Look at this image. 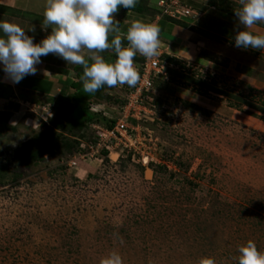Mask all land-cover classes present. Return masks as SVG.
I'll use <instances>...</instances> for the list:
<instances>
[{"label": "rangeland", "instance_id": "374dc122", "mask_svg": "<svg viewBox=\"0 0 264 264\" xmlns=\"http://www.w3.org/2000/svg\"><path fill=\"white\" fill-rule=\"evenodd\" d=\"M11 4L0 20L20 25L36 44L51 33L42 30L45 0ZM47 56L41 61L76 79L77 65ZM257 59L251 85L185 66L187 75L211 78L212 93L155 78L147 118L129 117L147 136L135 155L91 152L83 137L91 145L93 125L106 124L102 114L78 130L58 118L68 104L57 90L35 100L25 120L0 115V264H103L112 253L122 264H238L249 240L264 252V59ZM129 88L103 87L88 110L115 115Z\"/></svg>", "mask_w": 264, "mask_h": 264}, {"label": "clouds", "instance_id": "9594fccd", "mask_svg": "<svg viewBox=\"0 0 264 264\" xmlns=\"http://www.w3.org/2000/svg\"><path fill=\"white\" fill-rule=\"evenodd\" d=\"M137 2L45 0L42 30L51 28V33L39 44L20 25L0 20V65L6 77L18 84L28 75L37 74L41 57L53 54L67 64L83 67L81 80L85 93L93 94L105 86L136 87L141 77L134 57L137 53L149 59L158 56L161 43L157 25L137 20L127 30L128 46L122 45L120 22L114 14L121 7L134 9ZM239 3L235 15L245 30L237 32L234 46L264 51V35L247 30L264 23V0H239ZM108 50L116 54L114 63L107 62L102 55ZM238 252V264H264V252L258 250L253 240L241 245ZM103 264H122L121 257L112 253Z\"/></svg>", "mask_w": 264, "mask_h": 264}, {"label": "crops", "instance_id": "0c3cea01", "mask_svg": "<svg viewBox=\"0 0 264 264\" xmlns=\"http://www.w3.org/2000/svg\"><path fill=\"white\" fill-rule=\"evenodd\" d=\"M160 0H149L148 6L157 14L154 16L127 13L123 17L119 35L125 37L128 28L137 20H142L148 24L157 25L160 28V48L161 56L167 63L169 76L176 77L180 82L191 84L196 88L204 89L207 92H215L217 86L211 82V78L206 76L187 75L185 66L200 67V71H211L212 75L227 73L235 78H239L249 85L253 82L254 75L258 74L257 66H254V59L258 56L264 59V51L253 49H240L234 46V38L238 31L245 30L239 24L235 15V10L225 7L221 10L212 3L211 0H182L184 4L193 10V16L181 20L170 19L161 15L158 8ZM234 2V1H233ZM0 5L9 7L11 0H0ZM3 8L0 6V9ZM5 9V8H4ZM179 21V22H176ZM184 22L185 25L181 24ZM123 30V31H121ZM256 35H264V27L254 25L252 29H247ZM139 57L142 55L137 53ZM168 57V59H167ZM225 61L228 65H222L219 61ZM254 60V61H253ZM258 60V59H257ZM260 61V60H259ZM138 62H134L137 66ZM181 63V64H180ZM49 64L42 61L37 65V74L28 75L20 83H12L0 65V115H6L8 121L19 122L23 117H27V108L35 105V100L41 99L52 90H57V97L62 91L63 80L71 79L57 70H49ZM51 66V65H50ZM184 75V76H183ZM156 78L163 79L160 76ZM74 79V78H73ZM169 80V77L166 79ZM171 80H169L170 82ZM48 82V83H47ZM260 86H264V75L259 79ZM50 84V85H49ZM186 96L195 98L194 92L179 87ZM194 100V99H193Z\"/></svg>", "mask_w": 264, "mask_h": 264}, {"label": "built area", "instance_id": "2783aa9c", "mask_svg": "<svg viewBox=\"0 0 264 264\" xmlns=\"http://www.w3.org/2000/svg\"><path fill=\"white\" fill-rule=\"evenodd\" d=\"M158 8L161 11V15L174 20H181L193 16V10L184 4L182 0H160L158 2ZM161 55V52H159L158 56L150 59L143 57V61L137 63L136 69L141 79L136 87L129 88L124 101L115 107V115H111L105 110L102 112L101 110L97 111L96 108H91L94 113H101L104 118L112 121L110 125L101 127H98L97 124L93 125L94 133L91 137V145H88L90 138L83 137L84 143L86 140L85 144H87L91 152L101 153V156H109L115 148H120L121 153L128 151L132 155L139 154L138 151H141L143 147L139 145H144V142L147 141V136L142 132L140 126H132L129 124V117L138 121L147 118L149 110L146 97L154 89V79L157 76L164 79L169 77L167 63L162 61ZM148 149H144V151H148ZM105 151H107V155L104 154ZM80 156L84 160L87 155L81 153ZM142 156L143 159H148L147 165L155 161L149 151L145 156L144 154ZM76 162L77 160L74 159L72 164L76 166Z\"/></svg>", "mask_w": 264, "mask_h": 264}, {"label": "trees", "instance_id": "16d2710c", "mask_svg": "<svg viewBox=\"0 0 264 264\" xmlns=\"http://www.w3.org/2000/svg\"><path fill=\"white\" fill-rule=\"evenodd\" d=\"M148 3H149L148 0H138L137 5L134 9L128 10V9L121 7L118 12L122 13L123 15H125L127 13H136V14H140L142 16L147 15L150 11H152L151 8L148 6ZM212 3L216 5L215 2L212 1ZM2 7L8 8V9H13L12 7H4V6H2ZM219 8L221 10H225V9H223L224 7H219ZM117 21L120 22L119 26L121 27V25L123 24L122 20H117ZM176 22H179V21H176ZM181 24L185 25L184 22H181ZM121 31H123V30H121ZM114 35L110 36L109 39L111 40L112 38H114ZM121 39H122V45L124 47H127L129 42L126 40L125 37H121ZM102 55H103L104 59L109 63H114L117 59L116 54L111 50H108V51L102 53ZM46 57H48V56H46ZM167 59H168V57H167ZM141 60H142V58L139 57L138 55H136L134 57V62L139 63V62H141ZM43 61L48 63L49 60H43ZM48 68H49V70H56V67H54L53 65L50 66V64H49ZM74 70L76 73V79L73 80V79L67 78L66 80H63V82L61 83L62 84V91L57 96V98L64 101L65 103L67 102L68 110L64 113H59L58 118H60L61 120H69L73 124L74 127L78 128V130H80L85 126V123L87 124V123H91V122L96 121L95 117H96L97 113L90 112L88 110V100L92 97L98 96L100 94L102 88L93 94L85 93L83 90V82L81 80V77L83 75V67L80 65H77V67H75ZM168 70H170V69H168ZM61 72L65 75H67V71H65V70L61 69ZM169 80H171L173 82L180 83L179 80L176 81L177 79L174 76L172 78L169 77ZM6 119H8L7 116H6ZM102 119L106 123L105 125H110V123H112V121H110L104 117ZM104 154L107 155V151H105Z\"/></svg>", "mask_w": 264, "mask_h": 264}, {"label": "bare ground", "instance_id": "6f19581e", "mask_svg": "<svg viewBox=\"0 0 264 264\" xmlns=\"http://www.w3.org/2000/svg\"><path fill=\"white\" fill-rule=\"evenodd\" d=\"M145 163H147L146 159H145Z\"/></svg>", "mask_w": 264, "mask_h": 264}]
</instances>
